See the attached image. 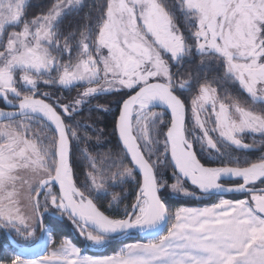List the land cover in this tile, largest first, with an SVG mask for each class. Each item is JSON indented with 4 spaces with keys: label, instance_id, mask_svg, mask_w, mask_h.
Instances as JSON below:
<instances>
[{
    "label": "snow or ice",
    "instance_id": "1",
    "mask_svg": "<svg viewBox=\"0 0 264 264\" xmlns=\"http://www.w3.org/2000/svg\"><path fill=\"white\" fill-rule=\"evenodd\" d=\"M30 6L0 0V230L38 240L41 251L17 252L7 264H264V154L250 161L230 150L264 145V0H102L68 30L62 24L85 0H51L32 17ZM114 94L121 150L91 155L79 116ZM195 145L219 166L201 163ZM78 156L89 165L83 182ZM130 180L134 203L122 215L102 211L98 201L111 194L118 207L112 190ZM188 181L210 198H243L172 208L173 194L197 195ZM48 214L67 217L86 246L55 240ZM132 232L144 242L87 254Z\"/></svg>",
    "mask_w": 264,
    "mask_h": 264
},
{
    "label": "trees",
    "instance_id": "2",
    "mask_svg": "<svg viewBox=\"0 0 264 264\" xmlns=\"http://www.w3.org/2000/svg\"><path fill=\"white\" fill-rule=\"evenodd\" d=\"M51 3V0H33L31 2V6L28 9V15L29 17H32L36 14H39L47 9V6ZM99 3H102L101 0H88L86 2L87 7H85L79 16H72L67 19H65L64 23L62 24L61 28L62 30H68V29H75L78 25H81L82 23H87V20H82V17L85 16V14L89 13L90 9L94 5H97ZM95 14V13H93ZM94 104L97 105H103L102 108H97L95 106L94 109H88L87 112H82L79 116L80 123L82 125H86L87 127L85 129L81 130V134H84V132L87 133V135L92 137V140L90 141V144L92 147L89 149V153L94 156H103L105 153H117L121 150V145L117 138V132L114 131L116 127V121L119 114L120 109V95L114 94V95H108V96H101L94 99ZM105 108L107 110H105ZM165 124L168 123V118L165 116ZM161 128H164V125L160 126ZM99 137V140L97 141L96 137ZM79 161V167L76 168L75 174L79 177V181L83 182V180L86 177L87 172L89 171V165L88 163L83 159L82 156L77 157ZM161 167H163V164H161ZM166 176H171V171L166 170L165 172ZM138 179H140L138 177ZM175 182L174 180L170 181V183ZM123 186V187H122ZM121 187H116L112 191L114 193H120L124 189L125 185H122ZM189 190H195L191 187H189ZM197 195L199 197H203L200 193H198L197 190H195ZM135 196L133 195L128 198L127 205L130 206L135 201ZM227 198L236 199V198H243V196H230ZM174 202L176 206L179 205H196L197 201L196 199L192 198L191 201H181L176 200L173 198H170L168 200V203ZM110 203H112L111 194L107 195L106 198L100 199L98 201V205L100 206L102 211H105L106 214H109L108 206ZM53 226V230L65 237L71 238L75 243L78 244V246H83V241L81 238H79L76 233L75 229L70 226L67 221L60 222L56 219H50ZM133 238H137L136 234H131ZM135 236V237H134ZM3 241H0V263L4 262L5 260L2 257L4 253V244H8L9 242L6 239V236L4 234ZM117 239L111 240V242H115ZM90 253L98 254L101 252H97L96 250H90Z\"/></svg>",
    "mask_w": 264,
    "mask_h": 264
},
{
    "label": "rangeland",
    "instance_id": "3",
    "mask_svg": "<svg viewBox=\"0 0 264 264\" xmlns=\"http://www.w3.org/2000/svg\"><path fill=\"white\" fill-rule=\"evenodd\" d=\"M33 0H31L32 2ZM88 0H85V3L87 2ZM102 1V0H101ZM43 85V84H42ZM44 86V85H43ZM56 87H58V89H63L62 87L56 85ZM63 90H67V89H63ZM126 98V97H125ZM157 111H162L163 112V109H157ZM165 122V121H164ZM163 125V124H162ZM161 125V126H162ZM125 187L124 189L122 190V192H120L119 194L121 195V199H122V203H120L118 205V207L116 206H113V202L110 203L108 206H106L108 208V211L109 213H117V214H120L122 215L123 214V210L127 205V200L129 197L133 196V195H136L137 194V187H136V180H130L128 183L124 184ZM123 187V186H122ZM240 196H243V195H240ZM230 197V196H229ZM171 198L173 199H176V200H181L183 202L185 201H191V199L195 198L196 201H197V204L196 205H179V206H176L174 202H169V204L172 206V208H180V207H205V206H209L211 203H214L216 202L219 198H227V197H216V196H213V197H208V196H203V197H199V196H195V197H191V196H184L183 194H173L171 196ZM56 216H59V215H56ZM60 217V216H59ZM63 218V221H67V223L70 224V226L72 228L75 229V233L76 235L81 238L78 234V230L75 228V226L71 223L70 220L67 219V217H62ZM61 222V221H60ZM47 228H49L52 233H53V238L55 240H59L61 238H68V237H65L57 232H55L53 230V228L51 226H53V224L51 223V221L49 220L48 221V224L45 225ZM37 237H39L40 233L37 232ZM135 237V236H134ZM136 237L137 238H133L131 234H127V235H124L122 237H120L118 240H116L115 242H111L109 241L108 243H106L105 245L103 246H100V247H96V246H91V247H86V251H87V254L89 255H95V256H108V255H113L115 253H117L119 251L120 248L124 247L126 244L128 243H134V242H144L145 239H142V238H139L138 235L136 234ZM4 233L0 230V241H3L4 239ZM71 239V238H70ZM15 240L21 245L22 243L24 244V247H30V246H33L37 240L36 239H33V240H30V241H27V242H22L19 240V238H15ZM81 240L83 241V239L81 238ZM83 246L82 247H85L86 244H85V241H83ZM55 245H49V249H51L52 247H54ZM89 249L90 250H96L97 252H101V253H98V254H94V253H90L89 252ZM17 253L16 250L12 249L10 247V245L8 244H4V253L2 255V257H4L3 259L5 260L4 262H1L0 264H7V260L10 258L11 255Z\"/></svg>",
    "mask_w": 264,
    "mask_h": 264
},
{
    "label": "flooded vegetation",
    "instance_id": "4",
    "mask_svg": "<svg viewBox=\"0 0 264 264\" xmlns=\"http://www.w3.org/2000/svg\"><path fill=\"white\" fill-rule=\"evenodd\" d=\"M224 87H227L229 92L233 95L238 97L239 99H241V101H247L248 103H250V98L247 96L246 93H243L242 90L239 89L238 85H224ZM40 89L41 91H49V92H53L56 95H59L61 98L64 97H75L77 95L76 91H71V90H63V89H58V87L56 86H52V85H40ZM127 98V97H126ZM95 104H94V99L91 101L90 105H86L83 107L82 112H87L88 109H94L95 108ZM4 102L0 101V108H4ZM121 109V106H120ZM119 109V111H120ZM164 111V110H163ZM81 112V113H82ZM162 112V111H161ZM165 116L168 118V120L170 119L169 115L167 113H165ZM118 118V117H117ZM255 139L257 141H259V137L256 136ZM244 143H248V144H252L253 143V138L250 135H246L244 138ZM197 150L198 153V159L201 160V163H204L206 166H219V160H217V158L215 156H209L207 152H201L199 150V146L195 145L194 146ZM233 153V155L235 157H238L240 159H247L250 161H256L260 158L261 154H264V145H257L255 146L253 149L251 150H237L234 147L232 149H230ZM261 187H264V185H260ZM50 219H56L54 217H52L50 214H48L45 218L44 224H48V221ZM57 220V219H56ZM63 222V221H61Z\"/></svg>",
    "mask_w": 264,
    "mask_h": 264
},
{
    "label": "water",
    "instance_id": "5",
    "mask_svg": "<svg viewBox=\"0 0 264 264\" xmlns=\"http://www.w3.org/2000/svg\"><path fill=\"white\" fill-rule=\"evenodd\" d=\"M167 114H168V113H167ZM168 115H169V114H168ZM169 117H170V115H169ZM117 138H118V141H119V143H120V145H121V142H120V140H119L118 134H117ZM121 147H122V145H121ZM187 183H188L189 187L195 189V186L191 185V184H190V181H188ZM258 183H259V182H258ZM195 190H197L198 193H200L198 189H195ZM240 195H242V194L226 193V194H224L222 197L240 196ZM203 196H206V195H203ZM50 215H51V214H50ZM51 216L54 217V218H56V219H58L59 221H63V218H62V217H59V216H56V215H51ZM2 232L5 234L6 239H7L8 242H9L10 247H11L12 249L16 250L17 252L24 251V253H25V255H26L27 257H34L37 253H39V252L41 251V248H40V246H39V241H38V240H37V242H36L33 246L21 248V245L15 240L14 237L7 235L4 231H2ZM130 234H137L139 238L145 239L143 233L132 232V233H130ZM39 236H40V235H39ZM122 236H124V235H122ZM122 236H119L118 238H120V237H122ZM116 239H117V238H116Z\"/></svg>",
    "mask_w": 264,
    "mask_h": 264
}]
</instances>
